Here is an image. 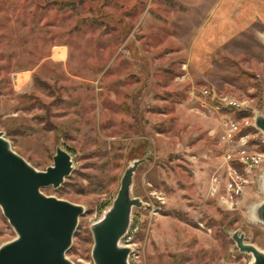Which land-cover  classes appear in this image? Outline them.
I'll return each instance as SVG.
<instances>
[{
  "label": "rangeland",
  "instance_id": "obj_1",
  "mask_svg": "<svg viewBox=\"0 0 264 264\" xmlns=\"http://www.w3.org/2000/svg\"><path fill=\"white\" fill-rule=\"evenodd\" d=\"M204 88L245 109L197 110ZM258 115L264 0H0V131L39 171L57 147L70 155V175L41 191L84 209L66 253L74 264H93L89 228L138 159L137 264H249L233 232L264 252V225L248 216L262 186L240 210L219 200L221 122L239 121L264 171ZM15 236L0 209V246Z\"/></svg>",
  "mask_w": 264,
  "mask_h": 264
},
{
  "label": "water",
  "instance_id": "obj_2",
  "mask_svg": "<svg viewBox=\"0 0 264 264\" xmlns=\"http://www.w3.org/2000/svg\"><path fill=\"white\" fill-rule=\"evenodd\" d=\"M255 127L264 134V116L254 118ZM144 159L134 160L120 180L119 189L102 218L90 226L93 264H127L129 248L119 240L130 222L133 208L142 203L132 197L133 174ZM70 155L57 147L52 165L39 171L17 154L0 131V209L14 230L13 240L0 246V264H74L67 257L82 206L46 196L42 189H57L72 172ZM256 219L264 225V201L255 208ZM231 238L239 252L252 256L249 264H264V252L244 242V235Z\"/></svg>",
  "mask_w": 264,
  "mask_h": 264
},
{
  "label": "built area",
  "instance_id": "obj_3",
  "mask_svg": "<svg viewBox=\"0 0 264 264\" xmlns=\"http://www.w3.org/2000/svg\"><path fill=\"white\" fill-rule=\"evenodd\" d=\"M201 95L203 100H199L197 106V110L201 112L208 111L213 101H217L222 109L238 111L245 109L243 102L228 96L218 98L208 88H204ZM244 125L243 127L246 128L252 124L246 122ZM221 126L222 133L219 140L227 147L222 154L224 185L219 200L231 210H240L245 207L244 194L247 188L256 181L260 173L263 154L249 146L248 138L241 135L243 129L240 127L239 121L236 119L222 120ZM136 233L137 227L131 223L130 218L128 227L119 240L121 246L130 250L127 256V264H137V252L133 242Z\"/></svg>",
  "mask_w": 264,
  "mask_h": 264
},
{
  "label": "bare ground",
  "instance_id": "obj_4",
  "mask_svg": "<svg viewBox=\"0 0 264 264\" xmlns=\"http://www.w3.org/2000/svg\"><path fill=\"white\" fill-rule=\"evenodd\" d=\"M256 182L260 184L264 190V171H260V173L258 174L256 178ZM255 208H256V205H251L249 207L248 216L251 220H257L256 214H255ZM251 261H252V256H251Z\"/></svg>",
  "mask_w": 264,
  "mask_h": 264
},
{
  "label": "crops",
  "instance_id": "obj_5",
  "mask_svg": "<svg viewBox=\"0 0 264 264\" xmlns=\"http://www.w3.org/2000/svg\"><path fill=\"white\" fill-rule=\"evenodd\" d=\"M219 16H220V15H219ZM219 16H217V17H219ZM214 19H215V18H214ZM203 30H204V26H203V28L200 29V32L202 31V32H201L202 34L200 35V38H201L200 40H203V39H204V32H203ZM198 34H199V33H198ZM193 47H194V46H193ZM192 50H193V49H192ZM192 50H190V54H191V51H192ZM190 57H191V55H190Z\"/></svg>",
  "mask_w": 264,
  "mask_h": 264
},
{
  "label": "trees",
  "instance_id": "obj_6",
  "mask_svg": "<svg viewBox=\"0 0 264 264\" xmlns=\"http://www.w3.org/2000/svg\"><path fill=\"white\" fill-rule=\"evenodd\" d=\"M245 133H246V131H244V132L242 131L241 135L242 136H245L246 135Z\"/></svg>",
  "mask_w": 264,
  "mask_h": 264
}]
</instances>
